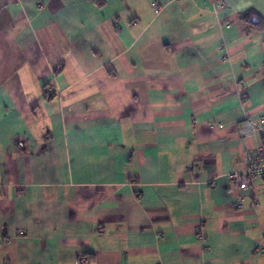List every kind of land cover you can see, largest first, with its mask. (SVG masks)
<instances>
[{
  "label": "crops",
  "instance_id": "obj_1",
  "mask_svg": "<svg viewBox=\"0 0 264 264\" xmlns=\"http://www.w3.org/2000/svg\"><path fill=\"white\" fill-rule=\"evenodd\" d=\"M263 139L264 0H0V264H264Z\"/></svg>",
  "mask_w": 264,
  "mask_h": 264
},
{
  "label": "built area",
  "instance_id": "obj_2",
  "mask_svg": "<svg viewBox=\"0 0 264 264\" xmlns=\"http://www.w3.org/2000/svg\"><path fill=\"white\" fill-rule=\"evenodd\" d=\"M159 8V5H157L156 9L159 10ZM221 59L226 60L228 57L222 54ZM218 125L221 126L222 123ZM259 128L260 125L258 120L246 118L239 126L238 133L241 138H247L255 135ZM259 176H264V139L260 145L245 152L242 167L229 175L233 183L230 192L235 193L236 204L239 208L243 207L244 192ZM201 239L203 242L207 241L205 237H201ZM88 261L85 255L79 257V264H88Z\"/></svg>",
  "mask_w": 264,
  "mask_h": 264
},
{
  "label": "trees",
  "instance_id": "obj_3",
  "mask_svg": "<svg viewBox=\"0 0 264 264\" xmlns=\"http://www.w3.org/2000/svg\"><path fill=\"white\" fill-rule=\"evenodd\" d=\"M249 15V12H245L243 13V19L245 20L247 18V16Z\"/></svg>",
  "mask_w": 264,
  "mask_h": 264
}]
</instances>
